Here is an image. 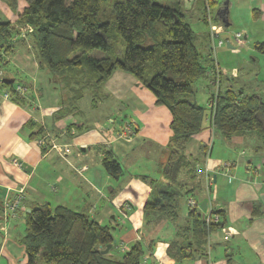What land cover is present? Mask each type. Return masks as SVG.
I'll return each mask as SVG.
<instances>
[{
    "label": "crops",
    "instance_id": "0c3cea01",
    "mask_svg": "<svg viewBox=\"0 0 264 264\" xmlns=\"http://www.w3.org/2000/svg\"><path fill=\"white\" fill-rule=\"evenodd\" d=\"M24 1H20L16 14L27 3ZM212 1L215 4L210 11L216 6L217 11L212 16L209 12L211 20L220 28L227 27L230 1L224 4ZM183 2L190 10L198 0ZM168 6L179 7L178 1ZM202 8L201 14L194 11L199 20L204 15L203 0ZM253 9H259L258 15L264 18V4ZM15 12L0 0L3 19L14 22ZM246 42V38L241 40L240 52ZM232 45L233 42L227 41V47L232 49L229 52L237 54L238 49ZM219 51L215 52L216 57ZM7 58L6 66L10 69L2 71L6 70L13 79L15 72L25 74L31 81L24 83L27 90L22 94L23 103L10 96L4 98L5 90L0 88V259L6 264L26 263L24 245L20 242L23 236L20 220L24 221V214L31 207L47 202L81 211L97 223L113 225L120 251L136 239H143L146 244L159 236L152 251L144 254L142 263L174 264L165 253V241L172 237L173 227L166 220L144 225L142 210L144 203L163 185L158 182L155 188L149 179L161 177L159 166L166 158L171 135L168 108L155 104L154 95L140 81L116 69L106 81L110 90L106 91L113 101L121 104L114 106L119 116L105 114L90 122V118L74 112L55 119L53 115L60 107L57 85H53L52 91L46 90L53 84L51 74L38 67L30 40L19 36L15 50ZM243 62L247 63L248 70L243 71L247 77L264 81V54L249 56ZM215 65L221 81H227L229 70L236 76L242 67L241 62L222 67L215 61ZM204 79L208 87L215 85L210 83L209 75ZM210 96L205 100L203 128L192 136L185 149L187 156L197 154L200 145H207L209 150L203 165L197 164L202 180L189 196L194 197L204 214L213 208L222 209L226 222L223 228L208 235L207 256L184 264H264V138L245 132L225 139L215 133L209 120ZM123 131L128 137L120 135ZM42 134H48L62 148L66 146L68 152L40 146L37 138ZM234 150H238V156L233 160ZM109 152L121 167L117 177L103 165ZM12 159H17L21 166H15ZM228 161L232 164L224 166ZM207 173L211 182L206 180ZM180 175L184 181L188 180L185 171ZM188 185L192 182L188 181ZM19 188L23 189L20 209L5 218L4 201L12 200ZM186 198L180 201L182 218L187 214ZM202 201H206L205 209L200 207Z\"/></svg>",
    "mask_w": 264,
    "mask_h": 264
},
{
    "label": "trees",
    "instance_id": "16d2710c",
    "mask_svg": "<svg viewBox=\"0 0 264 264\" xmlns=\"http://www.w3.org/2000/svg\"><path fill=\"white\" fill-rule=\"evenodd\" d=\"M1 1L12 11L18 8L19 0ZM214 4L203 0L201 18L206 23ZM254 10L256 18L259 9ZM21 35L30 40L38 67L48 71L57 85L60 107L55 119L72 114L75 100L101 85L116 69L133 74L154 95L155 104L168 108L171 135L166 158L159 166L161 177L149 179L154 186L158 182L163 185L143 205L144 225L166 220L173 227L172 237L165 241V253L174 264L206 257L208 235L224 227V211L211 210L217 220H206L198 205L187 207L184 218L180 214L181 198L191 195L202 180L197 164L203 165L209 155L207 145H200L195 155L185 154L192 136L202 130L205 117L206 108L193 100L194 85L206 75L212 84L217 80L215 94L209 98L215 101L209 120L212 130L225 139L245 132L264 138V100L241 89L221 90L212 51L198 48L194 31L179 7L158 0H27L14 22L0 19V71ZM118 37L125 45L120 58L116 56ZM146 40L150 43L144 46ZM253 47L264 54V39L255 41ZM94 49H102L104 56H91ZM0 88L23 103L22 94L13 85L0 82ZM103 165L114 177L122 172L110 152ZM182 171L188 180L181 178ZM24 224L20 242L25 264H35L38 255L44 264H143L144 254L160 240L158 236L145 244L136 239L123 251L115 241L101 253L115 238L113 225L47 202L25 212ZM114 250L119 256L113 255Z\"/></svg>",
    "mask_w": 264,
    "mask_h": 264
},
{
    "label": "rangeland",
    "instance_id": "374dc122",
    "mask_svg": "<svg viewBox=\"0 0 264 264\" xmlns=\"http://www.w3.org/2000/svg\"><path fill=\"white\" fill-rule=\"evenodd\" d=\"M21 2H25L24 0H19L18 7L21 6ZM27 1V0H26ZM162 4L170 5L174 1H178L179 7L182 9V12L185 14L187 21L191 24V27L194 31V42L198 46V48L201 50L203 49L204 52L207 50L212 51V56L214 58V62H219L222 67H230L231 65H236L241 62V69L239 73L235 76L228 71V76L226 77L227 81L223 79L221 81V84L219 85L221 90H224L226 87H231L234 90H243L246 94L256 93L258 94L262 100H264V81H259L256 78L247 77L243 71H247V63L243 62L245 59L247 60L249 56L255 57L258 54H261L257 52L253 44L255 41H259L264 39V18H261V15H258L256 18H254V9L253 8H261L264 4V0H229L230 1V17L229 22L230 24L227 27L223 26L220 28L221 31L217 34L212 36L211 33V25L216 24L215 21L211 20L209 23H205L202 20H199L195 12L198 14L202 13V0H198L194 5L193 9L188 10L186 6H184L183 0H158ZM220 4L226 3L228 0H216ZM23 4V3H22ZM9 8V7H8ZM22 9V8H21ZM107 9V7H105ZM12 11V10H11ZM217 11V6L215 8H212L210 11L211 16L213 13L215 14ZM15 12V11H13ZM192 12V13H191ZM104 15V13H103ZM18 16V13L14 14V18ZM0 19H3L2 14L0 13ZM111 31V30H110ZM240 33L239 39L235 38V34ZM233 42V47L238 49L237 54L230 53L229 50H232L227 47V40ZM247 40L245 45L242 47L240 52V42L241 40ZM221 39L223 44L222 46H216V42ZM117 51L116 56L118 58L121 57L122 52L124 51L125 45L124 41L121 37L117 38ZM149 41L146 40L143 42L144 46L149 45ZM34 50V48L32 47ZM223 51L220 53V50ZM35 51V50H34ZM217 53V57L215 55V52ZM104 51L102 49H94L90 53L91 56L95 58H101L104 56ZM252 58V57H251ZM7 70L10 69V67H5ZM121 70V69H118ZM6 71V70H5ZM2 71L1 77H9L13 78V76L8 75L7 72ZM125 71V70H121ZM242 71V72H241ZM125 73L131 75L133 78L134 75L130 72L125 71ZM15 76V84L20 83L23 84L25 82H30V78L27 77L25 74L22 75L18 73H13ZM109 78V77H108ZM107 78V79H108ZM107 79L96 88H93L92 90H86L85 93L82 95L81 98H79L76 101V105L78 106L74 111L76 114H81L86 118H90V122H96L98 119L101 118V116L105 114H111L112 116H119L118 111L114 109V106H120L121 104L118 102H115L112 100V97L109 92L106 90H109L107 88ZM114 79V77H113ZM137 81H139L136 78ZM112 81V80H111ZM106 83V84H105ZM53 85L56 84H50V89L46 87V90H51ZM194 94L195 99L200 105L205 106V100L208 94H215L216 88L215 85H210V87L207 86V83L204 78H200L194 85ZM110 91V90H109ZM28 92V91H27ZM2 93V92H1ZM112 94V93H111ZM115 102V103H114ZM78 103V104H77ZM207 112V110H206ZM115 117V118H116ZM216 137H214V142ZM217 144L215 143V146ZM244 151L245 148H244ZM238 150H234L233 157H231L233 160L236 158ZM240 154V153H239ZM247 154V151H246ZM229 158V157H228ZM230 159V160H232ZM243 159V158H241ZM247 159V158H246ZM152 176V174L150 175ZM160 177V176H159ZM158 177V178H159ZM21 233L24 235V229L25 224L23 219L20 220V226ZM113 255L119 256L118 251L113 252ZM0 263L6 264L5 261H3V258L0 259ZM35 264H44L41 260V256L38 255V257L35 260Z\"/></svg>",
    "mask_w": 264,
    "mask_h": 264
},
{
    "label": "built area",
    "instance_id": "2783aa9c",
    "mask_svg": "<svg viewBox=\"0 0 264 264\" xmlns=\"http://www.w3.org/2000/svg\"><path fill=\"white\" fill-rule=\"evenodd\" d=\"M207 19H208V23L211 21V16L210 14L207 15ZM211 35L214 36V35H217L221 29L220 27L216 26V25H211ZM240 37V33H236L235 34V38L239 39ZM223 42L221 39H219L217 42H216V46H222ZM1 72L0 71V82L4 83L2 81V78L1 77ZM216 83V84H215ZM11 85L14 86L15 90L21 94L25 93L27 88L25 85L23 84H20V83H16L15 84V79L12 83H10ZM216 88H217V80L216 82H214ZM9 96V93L7 91H4L3 92V97L4 98H8ZM215 101L214 100H211L210 101V106L212 107L214 105ZM121 136L123 137H128V133L123 131V133H120ZM37 143L40 145V146H45L49 149H55L59 152H62V153H67L68 152V148L66 146H59L56 142H54L51 138H49L48 134H42L40 135L38 138H37ZM12 163L17 166V167H20L21 166V163L17 160V159H12ZM232 164V161H228L225 163L224 166H229ZM206 180L207 182H211V176L208 175V173L206 174ZM23 198V189L22 188H19V190H17L15 192V195L13 196L12 200L10 201H4V212H3V215L5 218H8L11 215H15V212L14 210L15 209H20V206H21V200ZM186 205L187 207H193L196 204V201L194 199L193 196H188L186 198ZM205 216H206V220H209L210 218H212V220H217L218 217L216 214H213L211 213V211H207V213H205ZM160 264V263H159Z\"/></svg>",
    "mask_w": 264,
    "mask_h": 264
},
{
    "label": "water",
    "instance_id": "95a60500",
    "mask_svg": "<svg viewBox=\"0 0 264 264\" xmlns=\"http://www.w3.org/2000/svg\"><path fill=\"white\" fill-rule=\"evenodd\" d=\"M2 81L4 83H6V84H8V83L10 84V83H12L14 81V79L13 78H8V77H3L2 78ZM213 178H215V175H213ZM205 203H206V201H202L201 202V205H200L201 209H205ZM115 241H116V239L113 238L112 242L109 243V244H107L104 247V249L101 250V253H106L110 249V247L112 246V244L115 243Z\"/></svg>",
    "mask_w": 264,
    "mask_h": 264
}]
</instances>
